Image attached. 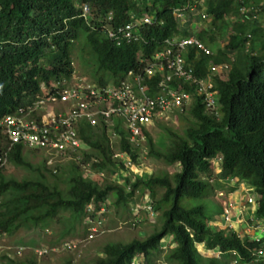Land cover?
<instances>
[{"label": "trees", "instance_id": "1", "mask_svg": "<svg viewBox=\"0 0 264 264\" xmlns=\"http://www.w3.org/2000/svg\"><path fill=\"white\" fill-rule=\"evenodd\" d=\"M81 1L0 0V118L28 102L41 82L68 78L74 50L93 78L103 84L105 78H121L127 69L135 67L134 57L139 49L149 54L174 32L177 37L189 34L187 24L178 32V23L170 10L189 5L190 0H152L151 6L146 0H88L91 12L100 17L111 12L116 24L129 21L131 12L136 16L155 13L164 18L162 26L151 29L148 36L153 44L149 47L139 43L116 47L100 32L89 33L77 17ZM259 2L207 1L212 29L196 36L215 52L211 56H196L190 51L186 56L187 65L194 68L198 78L208 74L209 65L232 57L227 79L215 76L219 115L206 111L193 86L181 85L180 88L191 92L193 99L188 110L175 113L182 124L180 130L161 124L160 139L155 142L142 129L148 149L145 155L168 167L176 166L175 172L136 175L129 171L131 174L122 175L120 170L124 166L112 159L113 152L128 155L138 165L144 151L129 142L122 119L114 117L112 126L104 120H98L94 126L81 121L77 131L88 147L83 152V162L90 163L93 174L89 177H83L79 164L73 161L63 168L57 165L61 175L53 174L45 164L33 166L20 145L7 155L9 163L28 169L34 176L9 179L0 168V235L10 237L21 226L45 230L61 212L81 221L88 215V205L93 208L89 212L92 217L101 207L107 210L109 205H121L135 220L148 215L146 210L132 212L136 204L146 200L153 213H159V226L142 239L106 243L102 254L91 264H131L134 259L137 264H153L154 256L163 247L168 249L163 257L167 264H223L221 258L252 264V252L264 249V245L213 225L222 209L218 205L209 208L203 200L223 185L219 180H244L254 192L255 209L251 208L249 215L264 225V3ZM243 5L255 18L240 21L238 9ZM215 30L219 36L228 37L222 48ZM112 132L116 134L114 138ZM214 161L219 168L216 174ZM44 170L52 174V182ZM56 182L65 184L64 189ZM163 240L167 242L163 244ZM4 258L9 264H37L32 255L19 259L7 254Z\"/></svg>", "mask_w": 264, "mask_h": 264}, {"label": "built area", "instance_id": "2", "mask_svg": "<svg viewBox=\"0 0 264 264\" xmlns=\"http://www.w3.org/2000/svg\"><path fill=\"white\" fill-rule=\"evenodd\" d=\"M150 22L151 19L145 16L140 21L128 23L116 30H109L108 36L113 38L117 45L123 42L132 43L141 38L138 33L140 25ZM189 48L205 55L210 54V50L193 36L173 41L166 40L164 46L150 59L139 56L138 63L143 65L139 66L138 71L129 70L126 78L116 84L104 87L91 84L77 88L63 87L57 88L52 94L38 96L30 105L18 108L14 114L5 117L4 128L9 148L13 145H21L28 150L40 152L46 157V165L53 173L57 172L58 163L66 160L76 162L82 166L83 177H89L93 174L90 163L83 162V152L88 150V147L80 139L77 131L81 121L85 120L94 126L98 120H104L112 126L113 118L119 117L122 119L129 142L141 149L145 141L142 129L148 131L156 120L167 118L173 111L182 113L191 106L193 99L191 92L180 88L181 85L193 86V92L201 98L206 111L217 117L219 115L217 91L214 89L212 76L219 73L220 69L213 67L211 76L196 77L191 68L185 67L184 54ZM115 136L116 134L112 132L111 137ZM112 159L122 162L124 166V169L120 170L122 175L137 167L129 156L122 152L114 151ZM4 161L5 157L0 156V164ZM214 167L218 171L216 161H214ZM98 176L103 177V174L99 173ZM246 202L253 206L254 196L248 194ZM140 206L142 210L153 215L146 200ZM86 209L88 215L85 220L89 223L88 234L77 241L63 242L60 245L61 250H74L99 233L100 228L95 218L104 212V208H100L96 217L89 214L93 210L91 205H88ZM243 211L245 207H242L239 212L243 213ZM240 220L238 215L231 212L228 204L222 208L220 223L212 224L222 229L226 227L232 229V224L239 223ZM246 225L250 239L257 242L262 240L264 244V225L250 215L247 216ZM237 235L240 236L238 233ZM47 252V247L35 250L37 255ZM252 254L256 261H264L263 248Z\"/></svg>", "mask_w": 264, "mask_h": 264}, {"label": "rangeland", "instance_id": "3", "mask_svg": "<svg viewBox=\"0 0 264 264\" xmlns=\"http://www.w3.org/2000/svg\"><path fill=\"white\" fill-rule=\"evenodd\" d=\"M263 3L264 0H260L258 4L261 5ZM203 26L204 29L208 28L205 23H203ZM214 33L215 37L217 38V43L220 46L223 45L227 40V36H219L218 30H215ZM82 64L83 61L74 55L73 66L75 77H84L91 80L88 69H86ZM161 124H164L168 127H173L174 129H177V131L180 130L182 125L180 121L177 120L176 117H174L173 114H170V116L162 120H156L154 124L148 128V132L155 142L159 141L160 139V134L162 131L159 125ZM142 150L144 151H141L142 156L140 158V163L133 169V171H131L136 175H141L145 172L149 174H159L160 172H167L169 174L177 170L176 166L168 167L160 161L147 157L145 154L148 149L146 147L145 141H143ZM24 153L33 166L37 167L38 165L44 164L43 154L37 153L34 155L30 152L28 153L27 151H25ZM70 162L71 161L66 160L58 164L59 166H61V168H63ZM79 166L80 171L82 172V166L80 164ZM59 171L61 170H58V173L61 175V172ZM216 171L217 170L215 169L214 172ZM131 172H129L128 174H131ZM1 173L5 178H11L15 180L32 178L34 176V173L29 171L28 169L17 167L9 163L8 161L2 166ZM43 173L48 181L52 182L54 180L52 174L48 173L45 170L43 171ZM219 181L223 185H221V187L219 188L213 189V192L207 198H205L203 202L206 203L209 208H212L213 205H218L219 207H221V209L223 208V206L226 207L229 204V206L231 207V212H233L234 215H238L239 220L240 216H243L239 223L232 224L233 230L227 227L225 230L235 231L241 236H243L244 234H248L247 225L245 226V222L247 221V216H245L246 212H239L243 207V203L237 205L234 194L232 193V191H229V189L234 186V182L229 181L224 183L223 180ZM210 182L211 184H214L213 179H210ZM56 183L59 188L64 189L65 184L61 182ZM251 193L254 192L252 191ZM111 201H113V198L111 199ZM136 209L138 211L142 210L140 204H136L134 206V209H132V212H136ZM215 218L221 219V213H218V216H216ZM95 220L100 228V231H98L99 233L94 235L93 238L86 243H83L76 249L69 251L61 250L60 245L64 241H77L88 234L87 228L89 223L86 222L84 217L83 219H81V221H75L71 219L68 212H61L59 218L55 221H52L49 227H47L45 230H41L38 227L27 228L21 226L15 231L12 236H5L2 240H0V264H9L4 258V256H6L7 254L19 259L23 258L24 256L32 255L35 257L37 264H91L97 257L102 254V248L106 243L128 242L136 238H145L154 230L155 227H158L160 224L159 213H153V215L148 213V215H144L141 218L139 217L134 220V217L130 214V212L126 211L121 205H109L108 209H104V213L98 214ZM66 230L68 231L67 234L61 236V233ZM166 242L167 240L162 241L163 244H165ZM20 246H23V248H20ZM40 247H47L48 252L46 254L37 255V253H35V250L39 249ZM18 248H20V250H18ZM56 248H58V250H55ZM162 250V252L157 253L154 256L153 264H167L165 263L163 257L168 249L163 247ZM17 251H19V253ZM220 260L221 262H223V264L233 263V260H226L223 258H221ZM131 264H137V260L134 259Z\"/></svg>", "mask_w": 264, "mask_h": 264}, {"label": "clouds", "instance_id": "4", "mask_svg": "<svg viewBox=\"0 0 264 264\" xmlns=\"http://www.w3.org/2000/svg\"><path fill=\"white\" fill-rule=\"evenodd\" d=\"M146 1H147L146 4L148 6H151L152 0H146ZM207 1H209V0H190V4L189 5L187 4V5H183V6L172 7L171 10H170V14L172 15V18L178 23V26H179L178 27V32L181 33L182 28H185L184 25L187 24V27L185 29L188 31L189 34L188 35H182L181 37H179V36L177 37V32H174L171 36L165 37L164 39H162L160 44L159 45L157 44L154 48H152V51L149 54H145L143 52V50H142L143 48L139 49L136 52L135 57H134L136 66L133 67V68L131 67V68L127 69L126 72L124 73V75L121 78L114 79L112 77H108V78H105V80H104L105 82L103 84H101L99 81H97V80H95L93 78V76L90 74V72H89V75L91 76V80H89L88 78H84V77H82V78L75 77V74H74L75 71H74V66H73V56L75 55L78 58H80V57L77 55V53H78L77 50H74L73 53H72V56H71L72 71H71V73H70L68 78H62V79L51 78V80H49L48 82H41L40 85H39L38 92L35 95L31 96L29 98L28 102L23 103V104H19L15 108L14 111H12L10 113H6L0 118V156H4L5 157V161H4L3 164H0V168H2V166L7 162V155L16 146V145H13L10 148L8 146L9 141H8V138H7L6 134H5V128H4L5 127L4 126L5 117L7 115L14 114L17 111L18 108H25L26 106L30 105L34 100L37 99L38 96H46V95L52 94V93H54V91L57 88L61 89L63 87L77 88L78 86H82V85H86V84H91V85L104 87V86H108L110 84H116L120 80L126 78L127 72L129 70L138 71L139 66L143 65V64L139 65V63H138L139 56H141V57H143L145 59H150L155 52H157L158 50H160L164 46L166 40L173 41V40H179L181 38H187V37H190V36H193L196 39H198L200 42H202L210 50V54L205 55L202 52H198L195 49L189 48L187 50V52L184 54V56H185V67L186 68H191L193 74L197 77L194 68L192 66L187 65V62H186L187 54L190 51H194V54L196 56L197 55L211 56L215 52L214 49L210 48V46H208L206 43H204L202 40H200L196 36V33L200 32V31H203V30L207 31V30L212 29V27L209 26V24L211 22V15H209L206 12V4H207L206 2ZM232 1L234 3H237V4H240L242 2V0L240 2H236L234 0H232ZM79 9L80 10H79V12L77 14V17H79V18H81L83 20L84 24L86 25V27L89 30V33L92 32V31L100 32L104 37H106L108 40H110L112 43H114V45L116 47H122V46L130 45V44H134V43L143 44V46L149 47L150 44H153V41H152L151 37L149 38V36H148L150 31H151V29L153 27H155V26H162L164 24V21H165L164 18H161L160 16H158L155 13H152V14H145L144 13L142 15L136 16L135 13L131 12L129 21L116 24V23H114L113 16H112L111 12H109L107 14V16H105V17L96 16V14L94 12H91V8L89 6L88 0H82L81 3H80ZM238 11H239V15L241 16L239 18L241 22H244L245 18H247V19L255 18L254 15H250L251 14V10L247 9L246 6H244V5L243 6H239ZM145 16L149 17L151 19V22L149 24H141L140 25V31L138 33H139V36L141 38L139 40H137L135 42H132V43L123 42L121 45H117L116 41L113 38H110L108 36V31L109 30H116L118 27L124 26V25H126L128 23L135 22V21H138V20L140 21ZM233 20H236L235 17H233ZM203 23H205L208 26V28L204 29ZM246 37H249V35L247 34ZM226 38H227V40H226V42L223 45L220 46L221 48L224 47L228 43V37H226ZM247 44H248V42H247ZM231 59H232V57L229 59V61H223L221 63L209 65V71H208V74L205 77H207L208 75L211 76V74L213 72L212 71L213 67H216L217 69L218 68L220 69L219 73H215V75L212 76L214 89H215V76L219 77L220 80H226L227 79L228 74L230 72V68H231V62H230ZM81 60L83 61V58ZM82 65L85 67L84 61H83ZM205 77H203V78H205ZM173 84L175 85V82H173ZM217 97H218V93H217ZM184 112H182V113H184ZM175 113H180V112L173 111L171 114H173L175 116ZM23 149L25 151H27V152L28 151H36V150H28V149H26L24 147H23ZM36 152H38V151H36ZM38 153L41 154L40 152H38ZM44 164H45V166L47 168L48 166L46 165V161L44 162ZM56 168H57V172H58V167L56 166ZM48 169L52 172L50 167H48ZM214 169H215V167H214ZM218 172H219V168H218L217 172H214V174H216ZM53 174H55V173H53ZM223 181H224V183L232 181V182H234V186L237 185V184H239V185L245 184L246 185L245 188L247 187V190H246V192L244 194L245 200H244L243 207H245V212H246L245 216H249L250 210H251V208L254 207V205L252 206V205L247 204L246 200H247L248 194H251V195L254 196V193H251L253 191V187L250 186L244 180L238 181L237 179L231 178V179H226V180H223ZM239 185H237V186H239ZM229 191H232V190L229 189ZM213 222H217V223L219 222L220 223V219H216L215 221H212V223ZM232 232H234V231H232ZM236 235H237V233H236ZM244 236H248V235L244 234L243 236L240 235L238 237L242 238ZM4 237H5V235H0V240H2ZM255 242H257V241H255ZM258 242L262 243V240L258 241ZM20 247H23V246H20ZM200 251L204 254V250L201 247H200ZM216 254H217L216 255L217 257L220 256L219 253H216ZM204 255H206V252H205ZM253 261L254 262L252 264H256L260 260L256 261L255 257H254ZM232 264H240V263H236L233 260Z\"/></svg>", "mask_w": 264, "mask_h": 264}, {"label": "crops", "instance_id": "5", "mask_svg": "<svg viewBox=\"0 0 264 264\" xmlns=\"http://www.w3.org/2000/svg\"><path fill=\"white\" fill-rule=\"evenodd\" d=\"M237 185L231 187L230 190H232V193L235 196L234 198H235L237 205L242 204V203L244 204V200H245L244 194L247 190V187L245 188L246 186L245 184H242L241 186H237Z\"/></svg>", "mask_w": 264, "mask_h": 264}]
</instances>
